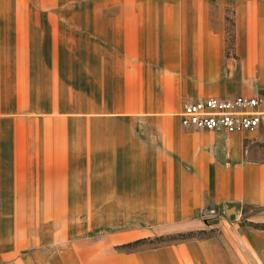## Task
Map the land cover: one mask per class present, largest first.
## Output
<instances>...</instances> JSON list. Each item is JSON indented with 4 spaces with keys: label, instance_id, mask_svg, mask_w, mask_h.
<instances>
[{
    "label": "crops",
    "instance_id": "crops-1",
    "mask_svg": "<svg viewBox=\"0 0 264 264\" xmlns=\"http://www.w3.org/2000/svg\"><path fill=\"white\" fill-rule=\"evenodd\" d=\"M25 3L0 15V104L28 106L0 143V196H82L71 214L50 207L46 227L76 215L70 232L98 233L86 248L83 239L47 251L43 264H264V228L238 222L114 249L199 229L224 204L255 208L247 220L264 222V130L179 123L185 99L264 94V0Z\"/></svg>",
    "mask_w": 264,
    "mask_h": 264
},
{
    "label": "rangeland",
    "instance_id": "rangeland-1",
    "mask_svg": "<svg viewBox=\"0 0 264 264\" xmlns=\"http://www.w3.org/2000/svg\"><path fill=\"white\" fill-rule=\"evenodd\" d=\"M3 2L5 4L4 10L0 15L13 16L12 0H3ZM20 3L27 6L25 0H20ZM1 8L0 11L2 10ZM21 11L24 15H29L27 9L21 7ZM39 14L38 12L36 15ZM228 28H230L229 24ZM8 101H11L10 97H6L5 104H0V143L4 141L3 138H6L8 133L12 132L13 123H19L18 120L23 118V115L18 114L28 111L27 104L15 105ZM81 197L50 196L45 202V196H0V234L4 230V241L3 244L0 243V264H14L17 259L23 261L25 258L31 264H43L44 255L47 251L61 248L66 243L86 239L87 242L84 244L85 248L87 245L92 244L91 240H94L98 236V233H89L85 236L82 233L75 232L76 221L81 219L76 215H64L63 217L56 215L52 218V227H46L45 224V220L49 218L46 212L48 213L50 207L59 213L62 208H66V211L70 208L69 214H71V208L73 205L77 208V202ZM235 209L236 213L231 220L223 212V208H220L217 213L211 212L204 215L197 222L199 229L164 228L157 235L134 240L127 244L117 245L114 249L118 252H128L141 248L174 244L189 239H202L214 235L218 231V225L225 222H238L255 228L264 226V222L254 223L247 220L249 215L256 211L255 208L237 205ZM62 225H65L63 227L66 230H68L66 226H69V236L66 239H61V231L64 229ZM71 228L75 231L70 232ZM44 233H48L47 238H40L39 241L40 235ZM88 238L91 240H88Z\"/></svg>",
    "mask_w": 264,
    "mask_h": 264
},
{
    "label": "built area",
    "instance_id": "built-area-1",
    "mask_svg": "<svg viewBox=\"0 0 264 264\" xmlns=\"http://www.w3.org/2000/svg\"><path fill=\"white\" fill-rule=\"evenodd\" d=\"M179 123L190 130L226 133L264 130V94L183 100Z\"/></svg>",
    "mask_w": 264,
    "mask_h": 264
},
{
    "label": "water",
    "instance_id": "water-1",
    "mask_svg": "<svg viewBox=\"0 0 264 264\" xmlns=\"http://www.w3.org/2000/svg\"><path fill=\"white\" fill-rule=\"evenodd\" d=\"M236 206L233 204H224L223 205V212L226 214V216L231 220L236 213Z\"/></svg>",
    "mask_w": 264,
    "mask_h": 264
},
{
    "label": "trees",
    "instance_id": "trees-1",
    "mask_svg": "<svg viewBox=\"0 0 264 264\" xmlns=\"http://www.w3.org/2000/svg\"><path fill=\"white\" fill-rule=\"evenodd\" d=\"M261 228H264V226H263V227H261Z\"/></svg>",
    "mask_w": 264,
    "mask_h": 264
}]
</instances>
